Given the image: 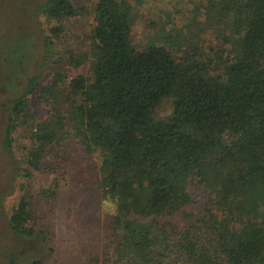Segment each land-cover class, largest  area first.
I'll use <instances>...</instances> for the list:
<instances>
[{
  "label": "trees",
  "instance_id": "obj_1",
  "mask_svg": "<svg viewBox=\"0 0 264 264\" xmlns=\"http://www.w3.org/2000/svg\"><path fill=\"white\" fill-rule=\"evenodd\" d=\"M225 7L231 37L221 35L210 57L175 58L158 45L131 51L124 8L95 0L88 53L67 51L68 64L87 62L88 73L65 85L56 71L39 86L37 99L49 108L43 119L28 111L40 70L6 106L0 142L8 157L12 130L29 129L35 144L27 160L37 168L66 126L95 158L96 189L111 203L115 231L103 264H264V0H225ZM33 12L60 20L76 7L40 0ZM62 31L61 23L49 26L45 50ZM57 100L68 102L65 121ZM46 158L50 168L62 164L54 151ZM56 187H22L8 215L14 234L35 233L37 201L53 198ZM198 187L202 214L191 210ZM6 264H17L13 254Z\"/></svg>",
  "mask_w": 264,
  "mask_h": 264
},
{
  "label": "rangeland",
  "instance_id": "obj_2",
  "mask_svg": "<svg viewBox=\"0 0 264 264\" xmlns=\"http://www.w3.org/2000/svg\"><path fill=\"white\" fill-rule=\"evenodd\" d=\"M39 1L0 0V140L6 106L33 72L40 70L42 78L28 95V111L36 120L48 116L49 108L37 99V94L39 86L54 72L57 82L62 79L65 85L74 74L88 73L87 62L68 64L67 51L88 53L95 0H70L76 13L60 20L35 15L33 8ZM115 1L130 19L131 51L158 45L175 58L191 52L205 58L213 55V46L221 41V35L231 37L232 11L225 7V0ZM54 23H61L63 31L45 50L43 35ZM44 56L46 62L39 67ZM55 105L65 121L68 102L57 100ZM11 136V157L0 142V264H6L11 254L17 264H28L31 258L42 264H103L102 253L111 250L115 231L110 223L111 203L96 189L95 158L84 154L71 131L63 126L35 168L27 160L35 144L29 129L15 127ZM48 151H54L62 162L56 167L51 164L53 170L44 164ZM24 168L30 176L21 175ZM54 182L55 196L37 201L35 233L29 237L14 234L8 226V215L22 187L28 184L36 190ZM192 198L191 210L202 214L206 200L202 187L192 191Z\"/></svg>",
  "mask_w": 264,
  "mask_h": 264
}]
</instances>
